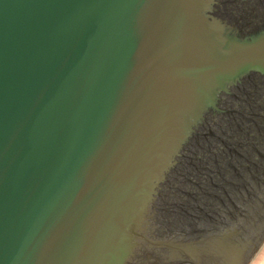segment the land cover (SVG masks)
I'll list each match as a JSON object with an SVG mask.
<instances>
[{
  "label": "water",
  "instance_id": "water-1",
  "mask_svg": "<svg viewBox=\"0 0 264 264\" xmlns=\"http://www.w3.org/2000/svg\"><path fill=\"white\" fill-rule=\"evenodd\" d=\"M263 247L264 0H0V264Z\"/></svg>",
  "mask_w": 264,
  "mask_h": 264
},
{
  "label": "rangeland",
  "instance_id": "rangeland-1",
  "mask_svg": "<svg viewBox=\"0 0 264 264\" xmlns=\"http://www.w3.org/2000/svg\"><path fill=\"white\" fill-rule=\"evenodd\" d=\"M252 264H264V247L259 252V254L257 255V257L254 259V261L252 262Z\"/></svg>",
  "mask_w": 264,
  "mask_h": 264
}]
</instances>
